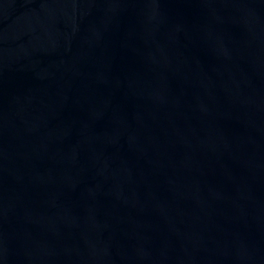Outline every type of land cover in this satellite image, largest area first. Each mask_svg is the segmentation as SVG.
<instances>
[{"label": "water", "instance_id": "water-1", "mask_svg": "<svg viewBox=\"0 0 264 264\" xmlns=\"http://www.w3.org/2000/svg\"><path fill=\"white\" fill-rule=\"evenodd\" d=\"M0 264H264V0H0Z\"/></svg>", "mask_w": 264, "mask_h": 264}]
</instances>
